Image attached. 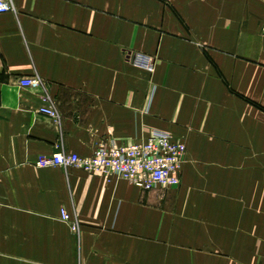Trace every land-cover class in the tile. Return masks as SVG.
Returning <instances> with one entry per match:
<instances>
[{
    "label": "crops",
    "instance_id": "crops-1",
    "mask_svg": "<svg viewBox=\"0 0 264 264\" xmlns=\"http://www.w3.org/2000/svg\"><path fill=\"white\" fill-rule=\"evenodd\" d=\"M11 1L0 264H264V0ZM127 51L153 55V73ZM153 129L185 143L175 187L36 165Z\"/></svg>",
    "mask_w": 264,
    "mask_h": 264
},
{
    "label": "built area",
    "instance_id": "built-area-1",
    "mask_svg": "<svg viewBox=\"0 0 264 264\" xmlns=\"http://www.w3.org/2000/svg\"><path fill=\"white\" fill-rule=\"evenodd\" d=\"M11 0H0V12L12 11ZM125 58L131 64L153 73L155 59L153 55L127 51ZM23 87L40 85L38 76L24 77L19 80ZM38 112L58 118L57 111L47 97ZM185 143L174 139L167 131L153 129L144 141L118 143L106 138L99 141L88 156L60 151L48 157H40L36 161L39 167L61 166L76 167L83 171L105 178L118 176L127 180L141 190L175 187L180 182L181 166L185 157ZM62 220L69 221L70 215L60 210Z\"/></svg>",
    "mask_w": 264,
    "mask_h": 264
}]
</instances>
